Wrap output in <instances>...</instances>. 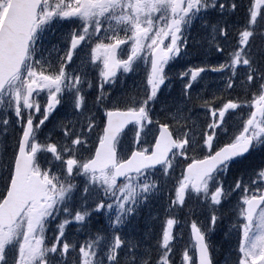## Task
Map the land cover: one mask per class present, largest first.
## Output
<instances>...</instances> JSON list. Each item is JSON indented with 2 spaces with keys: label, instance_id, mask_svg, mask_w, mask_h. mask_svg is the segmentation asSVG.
I'll return each instance as SVG.
<instances>
[{
  "label": "snow or ice",
  "instance_id": "snow-or-ice-1",
  "mask_svg": "<svg viewBox=\"0 0 264 264\" xmlns=\"http://www.w3.org/2000/svg\"><path fill=\"white\" fill-rule=\"evenodd\" d=\"M29 5L15 55L0 68V204L11 205L29 178L38 198L33 210L5 218L0 264H175L179 221L166 220L155 260L151 245L131 229L125 235L140 198L157 192L155 184L145 190L130 162L163 140L167 159L142 170L159 172L161 186L174 191L166 215L186 196L202 198L204 219L184 221L180 264H217L221 252L223 264H264V164L226 180L245 154L264 151V26L252 23L262 20L264 0H248L242 27L229 22L241 0H0V16L11 27ZM53 30L58 43L46 47ZM194 31L207 36L190 41ZM204 39L223 62L212 66L205 55L178 68ZM121 70L139 76L132 92L115 91ZM209 72L223 73L224 87L206 98L194 88ZM173 81L179 94L169 104L162 94ZM197 164L203 171L193 176ZM225 219V239L214 244Z\"/></svg>",
  "mask_w": 264,
  "mask_h": 264
},
{
  "label": "rangeland",
  "instance_id": "rangeland-1",
  "mask_svg": "<svg viewBox=\"0 0 264 264\" xmlns=\"http://www.w3.org/2000/svg\"><path fill=\"white\" fill-rule=\"evenodd\" d=\"M217 15V14H216ZM215 15V16H216ZM255 15L252 17L254 18ZM1 18V16H0ZM239 22V27H242L244 24L242 21L238 20ZM202 35L201 37H206L207 34L205 31L201 32ZM198 35L197 32H193L192 36L193 39H196V36ZM58 36L59 32L55 30L53 35L49 37V39H46L43 43L46 47H51L53 44L58 43ZM207 42V41H206ZM62 47V45H61ZM193 46L190 44V48ZM193 51L195 52V55H193L190 60H185V59H179L178 60V68L179 67H184L187 65V67H193L196 65V62L201 61L205 57V50L203 48H199L198 45H196L193 48ZM62 55L63 53H59ZM45 55H47V52H45ZM56 53H53V56L55 57ZM208 59V58H207ZM223 73H213L212 74H205V79L200 81L198 86H195L194 90L195 91H200V90H205L206 92V98H211V93L214 91L219 90L224 86V78H223ZM226 76L227 73H224ZM138 82H139V76H132L131 74H122L121 70V75L119 77V83L116 86L115 91L117 94L120 92H132L134 89L138 87ZM113 89H108V92L112 93ZM179 94V85L176 81L172 82L171 89L165 88L164 94H162V100L167 101L169 104H172L174 102V98H176ZM219 95V92H217ZM203 110H196L194 112L202 113ZM64 116V112L62 111L60 113V117L62 118ZM8 148V146H7ZM260 154L257 155H252L246 163H244V166H240L237 169V173L240 174L244 168L245 174H248L252 171V169L259 167L260 165L264 164V151L259 150ZM177 162H179L178 159H176ZM174 161V160H173ZM172 161V164L175 165V163ZM176 171V169H175ZM179 174H177L178 176ZM141 183L145 186V190H149L153 184H155V187L157 189V192L153 194L151 199L146 200V197H141L139 200L140 206L137 209V212L133 213V218H132V223L130 224L129 228L125 229V235L129 234V229H131V234L135 235L137 239L141 241L142 244L144 245H150L151 240H153L154 232H157V235L162 236L163 229L166 227V220L168 218L173 217H167L166 215V210L167 206L169 203V196L167 194L168 190L167 187L163 188L160 184V181L158 179L159 177V172L157 173H148L142 174L138 176ZM135 178V177H134ZM234 179V178H233ZM227 180V178H226ZM232 178H230V181ZM187 197V196H186ZM36 206V205H35ZM35 206H30L29 210H33ZM200 219L203 220L204 217L200 216ZM103 224L105 223L104 218L102 217ZM175 226L173 227V235L177 238L176 242V249L180 250L182 249L181 245H177L180 243L187 244L188 243V237L185 236L184 234L186 232V227L182 225L181 229H183V237L181 239V229L177 233L175 230ZM175 230V231H174ZM178 231V230H177ZM226 231V230H224ZM224 231L221 233H213L212 235V240L218 244L220 241L222 242L224 238ZM156 235V237H157ZM216 238V239H215ZM150 242V243H149ZM152 246V245H151ZM180 248V249H179ZM153 249V248H152ZM181 251V250H180ZM223 258H224V253L221 252L217 256V264H223ZM137 264H139V260L137 259Z\"/></svg>",
  "mask_w": 264,
  "mask_h": 264
},
{
  "label": "water",
  "instance_id": "water-1",
  "mask_svg": "<svg viewBox=\"0 0 264 264\" xmlns=\"http://www.w3.org/2000/svg\"><path fill=\"white\" fill-rule=\"evenodd\" d=\"M31 6H29V9ZM26 19V17H24ZM20 24L24 25V19L22 13L15 19L14 23L11 24L13 27H18ZM16 29V28H15ZM16 42H7L0 44V68L3 66L5 56L13 57L17 50ZM171 147L169 146L168 140H163L160 142L158 150L155 151L151 156L147 157H136L131 163L132 170L138 171L143 169L146 165H151L153 163H159L161 158L166 159L167 153L170 152ZM116 154L113 151L111 153V160L115 162ZM38 193L36 186L33 184L32 179H26L20 189L17 191L15 201L11 205L2 204L0 206V223L5 224V218L7 216L13 219L22 211V208L26 206L27 200Z\"/></svg>",
  "mask_w": 264,
  "mask_h": 264
},
{
  "label": "trees",
  "instance_id": "trees-1",
  "mask_svg": "<svg viewBox=\"0 0 264 264\" xmlns=\"http://www.w3.org/2000/svg\"><path fill=\"white\" fill-rule=\"evenodd\" d=\"M257 25V28H260L261 26H264V22H260V23H255ZM238 40V39H237ZM235 45H238V43H236ZM232 48H229V51H231ZM230 91V90H229ZM158 108V105L154 106V109ZM180 209V208H179ZM181 211H184V209H181Z\"/></svg>",
  "mask_w": 264,
  "mask_h": 264
}]
</instances>
